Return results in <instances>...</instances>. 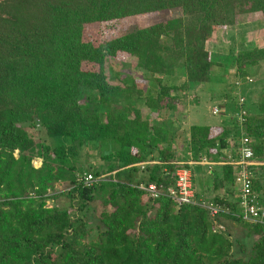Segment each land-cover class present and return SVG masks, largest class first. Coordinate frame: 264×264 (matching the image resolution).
Masks as SVG:
<instances>
[{"label":"trees","instance_id":"trees-1","mask_svg":"<svg viewBox=\"0 0 264 264\" xmlns=\"http://www.w3.org/2000/svg\"><path fill=\"white\" fill-rule=\"evenodd\" d=\"M172 8L175 34L171 20H158L83 38L85 24ZM253 12L264 17V0H0V264H264V223L237 215L236 166L198 163L237 159L247 137L257 162L247 166L251 192L264 207V93L251 113L241 93L223 95L218 132L192 121L184 147L173 144L186 89L221 70L206 48L214 27ZM117 52L133 58L146 86L107 70ZM263 59L264 42L238 50L233 84ZM176 167L190 172L192 203L139 186L165 191ZM58 193L67 205L45 203ZM90 203L100 208L97 230L84 241ZM226 222L251 237L247 249Z\"/></svg>","mask_w":264,"mask_h":264},{"label":"rangeland","instance_id":"rangeland-1","mask_svg":"<svg viewBox=\"0 0 264 264\" xmlns=\"http://www.w3.org/2000/svg\"><path fill=\"white\" fill-rule=\"evenodd\" d=\"M179 16V11L172 8L170 10L145 12L98 23H89L84 25L83 38L91 39L94 42L103 41L123 31L131 30L134 27L143 26L158 20H171V25L168 26V30L169 32L172 31L171 34H175L173 30H175V25L180 23L178 20ZM213 35L214 37L206 42V48L210 51L212 59L221 65V70L215 71L211 81L201 84H190L188 89H186L187 94L180 102L177 113L180 137L184 134L182 133L183 131L186 132L185 127L192 119L194 123L210 125L216 123L221 114H212L211 109L213 106H218L219 103H223L224 99H226L223 96L225 94L235 95L237 92L241 93L240 97H244L252 103L249 108L250 113L256 110V103L263 97L264 59L258 61L254 66L255 69L247 74L250 79L248 82L243 81L240 85L235 86L233 81L236 78L234 73L236 66L234 56L237 51L242 48H252L253 46L261 45L264 42V17L259 12L237 14L234 16V22L231 26L214 27ZM174 40L175 38L172 39V43H174ZM132 65H134L133 58L124 52H117L115 57H108L106 59V67L109 72H117L119 76L130 74L137 82L139 81L141 83V87L146 86V80L141 71L139 69H132ZM233 99H236V97L234 96ZM223 107L226 110L228 108L230 110L232 104L229 102L223 105ZM142 108V112L147 111L145 107ZM212 126L216 127L215 125ZM37 134L38 136H42L41 132ZM14 154L16 153L14 152ZM96 160L99 161V159ZM32 164L37 166L39 159L34 158ZM64 187V183H55L56 191H60ZM67 199L64 193H58L53 198L45 199V203L47 205L55 203L63 206L68 204ZM99 209L98 204L90 203V207L85 210L86 227H90V231L86 233L83 239L84 241L89 238H94L97 230L95 225L97 220L96 213ZM224 226L229 234V238L232 241L239 240L247 249L251 237H245L244 231L234 224L226 222Z\"/></svg>","mask_w":264,"mask_h":264},{"label":"built area","instance_id":"built-area-1","mask_svg":"<svg viewBox=\"0 0 264 264\" xmlns=\"http://www.w3.org/2000/svg\"><path fill=\"white\" fill-rule=\"evenodd\" d=\"M247 81L249 77L245 76ZM239 103L243 102V98L240 97ZM212 114L217 113V108L215 106L211 109ZM245 109L242 108L238 110L237 116L244 115ZM239 154L237 159H229L226 163L236 166L234 172V181L237 185L238 191V206L239 210L237 215L245 221L260 222L264 223V207L258 204L255 196L251 192V180L247 166L253 163H257L252 159V149L247 142V137L240 139ZM138 164L142 165L143 161H139ZM174 180L173 183L168 185L164 190L159 189L153 182L140 183L139 186L144 189V191L150 196H157L165 192L173 200L175 205L190 204L193 201L192 198V185L190 179V172L185 168L176 167L173 171ZM82 181L86 184L90 182L92 176L89 172H84L82 174ZM204 204L203 202L201 203ZM213 215L217 213L218 208L214 205H206ZM264 234V232H263Z\"/></svg>","mask_w":264,"mask_h":264},{"label":"crops","instance_id":"crops-1","mask_svg":"<svg viewBox=\"0 0 264 264\" xmlns=\"http://www.w3.org/2000/svg\"><path fill=\"white\" fill-rule=\"evenodd\" d=\"M223 102H225V99H224V101ZM224 104V103H223ZM228 112H229V110H228ZM228 112H227V114H228ZM193 120V119H192ZM192 120L190 121V122H192ZM188 123L187 124V126L185 127V130H186V132L185 131H183L184 132V134L183 135H181V137H180V139L179 140H181V141H179V143L176 141V142H174L173 144H174V146H177V145H179L180 147H184V141L186 142L187 141V130H188V127H189V125L191 124V123ZM218 122V121H217ZM214 123V124H212V125H215L216 127H213L212 125H211V132H210V135H212V134H215L216 132H218L217 130H218V123ZM177 125L179 126V124H178V121H177ZM208 125H210V124H208ZM179 129H180V126H179ZM185 137V138H184ZM184 138V139H183ZM181 142V143H180ZM226 152H228V151H225V153ZM187 155V154H186ZM185 155V156H186ZM227 158L228 159H232L230 156H229V154L227 155ZM207 160H200L198 163L199 164H209V166L211 165V166H216V165H222V164H224V163H226L227 161H219V162H209L208 163V161L206 162ZM178 163L179 164H181V163H187V164H189V165H192V163H196V162H191V161H182V160H180V161H178Z\"/></svg>","mask_w":264,"mask_h":264},{"label":"bare ground","instance_id":"bare-ground-1","mask_svg":"<svg viewBox=\"0 0 264 264\" xmlns=\"http://www.w3.org/2000/svg\"><path fill=\"white\" fill-rule=\"evenodd\" d=\"M201 160H205V159H201ZM207 162V161H206ZM191 179V178H190Z\"/></svg>","mask_w":264,"mask_h":264}]
</instances>
